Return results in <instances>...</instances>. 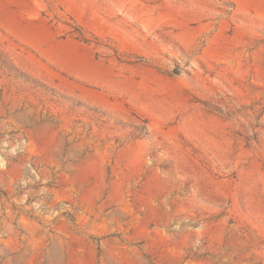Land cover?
Listing matches in <instances>:
<instances>
[{"label":"rangeland","instance_id":"374dc122","mask_svg":"<svg viewBox=\"0 0 264 264\" xmlns=\"http://www.w3.org/2000/svg\"><path fill=\"white\" fill-rule=\"evenodd\" d=\"M0 264H264V0H0Z\"/></svg>","mask_w":264,"mask_h":264}]
</instances>
